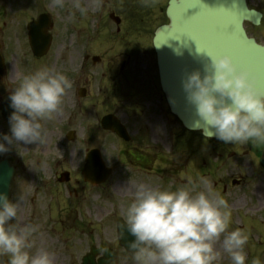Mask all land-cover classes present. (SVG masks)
Instances as JSON below:
<instances>
[{
	"label": "rangeland",
	"instance_id": "1",
	"mask_svg": "<svg viewBox=\"0 0 264 264\" xmlns=\"http://www.w3.org/2000/svg\"><path fill=\"white\" fill-rule=\"evenodd\" d=\"M108 1L99 12L95 0H80L86 13L74 7V0H67L62 8L54 6L52 0L22 2L27 24L42 14L51 18L53 42L43 62L33 60L25 46H14L9 59L17 63L19 77L17 82L10 81V88H16L23 75L46 65L63 72L72 82L75 74L77 87L87 86L88 93L79 99L73 83L64 99L63 111L55 119L42 122L47 130L44 143L15 142L10 152L0 155V160L8 159L16 169L10 199L19 204V211L13 222L37 227L30 251L45 248L55 253V264H74L80 262L91 245H103L117 252L112 264H136L133 256L118 245L115 220H124V210L137 184L176 190L185 186L183 180L188 179L198 183V188L193 183L186 186L194 194V190H202L201 178L212 184L218 181L219 189L229 178L244 176L248 179L246 188H232L226 193L213 188L228 201V230L241 228L249 236L246 264L256 258L264 264V193L249 182L252 173L244 152L248 144L256 141L242 144L204 139L198 133L179 131L181 127L167 111V115L160 114L153 99H146L148 96L139 87L144 84L140 82L141 75L135 73L132 79L130 74L136 65L137 71H144L146 65L142 61L153 59L149 41L154 27L167 21L166 0ZM110 14L120 18L119 25ZM253 31L260 42L263 36ZM84 54L100 61L93 64L89 58L86 67L79 71ZM23 58L28 69L20 68ZM145 86L150 92V86ZM106 114L116 116L134 137L131 145L149 164L147 172L124 161L123 142L101 129L99 121ZM5 122L0 116V132L9 130ZM70 131L75 134L73 141L65 138ZM143 133L145 140L140 135ZM91 149H98L105 165L113 171L100 186L83 183L80 174L84 156ZM65 171L70 173L71 183L57 184L55 174ZM222 239L216 244L222 252L221 264H231L221 248ZM3 255L9 262L10 254Z\"/></svg>",
	"mask_w": 264,
	"mask_h": 264
},
{
	"label": "clouds",
	"instance_id": "2",
	"mask_svg": "<svg viewBox=\"0 0 264 264\" xmlns=\"http://www.w3.org/2000/svg\"><path fill=\"white\" fill-rule=\"evenodd\" d=\"M64 7L65 0H52ZM103 0H95L97 9ZM74 7L87 9L80 0ZM208 61L181 80L187 102L199 120L224 143H264V91L251 70L236 62L231 54L205 53ZM73 82L49 66L23 75L8 94V132H0V155L12 150L15 142L44 143L47 130L42 122L55 119L63 111L64 99ZM193 183L194 188L196 185ZM202 190L186 186L171 190L139 183L124 210V227L134 239L128 241L136 264H221L222 252L231 264H246L248 234L241 228L229 231L231 211L228 201L214 190L212 182L200 179ZM19 204L0 191V255L10 254L8 264H55V253L39 248L35 253L32 224L14 223ZM252 264H262L259 258Z\"/></svg>",
	"mask_w": 264,
	"mask_h": 264
},
{
	"label": "water",
	"instance_id": "3",
	"mask_svg": "<svg viewBox=\"0 0 264 264\" xmlns=\"http://www.w3.org/2000/svg\"><path fill=\"white\" fill-rule=\"evenodd\" d=\"M185 7L191 8L186 15L182 14ZM166 17L168 24L158 28L153 40L161 89L171 113L185 129L199 131L205 138H215L213 131L199 120L194 107L187 102L181 80L186 73L195 69L203 74L204 64L208 61L205 53L228 52L236 62L251 70L257 87L264 91V46L248 38L243 29L244 21L257 24L260 15L248 11L245 0H171ZM49 26L50 22L44 15L28 26L30 47L37 57L44 55L50 45L51 37L46 34ZM5 107L8 106L4 105L2 114L8 117L10 113ZM101 126L128 140L124 127L112 115L103 117ZM261 164L264 167V160H261ZM110 172L102 163L98 150L87 153L82 172L84 181L92 185L103 183ZM12 175V167L2 161L0 191L9 193ZM116 222L119 245L132 254L128 241L134 237L127 232L122 219ZM99 254H102V258L95 263L94 259ZM115 258L116 253L110 249L91 247L82 264H110ZM0 264H6L3 256H0Z\"/></svg>",
	"mask_w": 264,
	"mask_h": 264
},
{
	"label": "flooded vegetation",
	"instance_id": "4",
	"mask_svg": "<svg viewBox=\"0 0 264 264\" xmlns=\"http://www.w3.org/2000/svg\"><path fill=\"white\" fill-rule=\"evenodd\" d=\"M22 2L23 0H0V112L3 108V104L5 102H8V94L13 89L10 88V84H9L10 81L17 82L16 80L19 77L18 76L19 69L17 63L12 62L9 59L11 57V54H13L15 50L14 46H28V37H27V28H26L27 13L24 15ZM246 4L249 9L256 10L261 14V20L259 25L257 26H254L248 22L244 23L245 31L255 40H257V37L254 36L252 32H254L253 30L258 31L259 34L263 36L262 41H264V0H246ZM24 57H25V53H24ZM34 60L37 62H41L43 61V58L34 59ZM141 64L146 65L145 66L146 69L144 68V71L142 72L137 71L136 67H138V65H136V67L131 71L130 78L134 79L131 76H135V73H139L141 75L140 82H144V84H139V87L142 89L143 95H145L146 97L148 96V98L146 99L149 98L150 100L153 99V103H155L154 108H157L160 114L163 112L165 115H167L165 113L167 111L168 114L170 115V118H172V115L167 108L164 95L162 94L158 85V77L156 73V66L154 60L152 59L151 62H147L146 60H144L142 61ZM21 66L22 68L23 66L27 68L26 65H24V58L20 63V68ZM145 84L150 86L151 91H153L154 93L153 95L151 94V91L150 92L147 91ZM80 88H84L85 91L84 93L86 97L88 94L87 86L81 85ZM6 123L8 122L6 121ZM140 135H142V139L145 140L146 133ZM133 141H134V137L133 139L131 137L130 141L123 143V148L121 151L123 158L125 161H128L127 163H130L131 165H134L136 167L139 166L141 168H144L141 170L147 172L149 164L147 165V162L143 159V156H141V154L137 152L136 150L137 147L131 145ZM244 152H245V156H247L246 159H248L247 160L248 167L250 168V171L253 175L252 177L253 179L249 180V182L253 186H259L261 188V192L263 190L264 193V168L260 163V160L264 159V143L255 142L253 145L248 144ZM131 157L133 159H131ZM71 181H72L71 176H68L67 182H65L64 184H69L71 183ZM214 181L215 182H213L212 185L216 190L218 188V181L216 180ZM183 182L185 183V186L189 185L188 179L184 180ZM247 184H248V179L247 178L245 179L244 176H240L236 179L229 178L228 180H226V183L222 184L221 188L219 189H223V192L226 193L228 189L231 190L232 188H246ZM196 187L198 188V183L196 184Z\"/></svg>",
	"mask_w": 264,
	"mask_h": 264
},
{
	"label": "snow or ice",
	"instance_id": "5",
	"mask_svg": "<svg viewBox=\"0 0 264 264\" xmlns=\"http://www.w3.org/2000/svg\"><path fill=\"white\" fill-rule=\"evenodd\" d=\"M188 9H191L190 7H185L182 11V14L186 15ZM201 11H205V9H202Z\"/></svg>",
	"mask_w": 264,
	"mask_h": 264
},
{
	"label": "bare ground",
	"instance_id": "6",
	"mask_svg": "<svg viewBox=\"0 0 264 264\" xmlns=\"http://www.w3.org/2000/svg\"><path fill=\"white\" fill-rule=\"evenodd\" d=\"M67 0H65V2H66ZM87 3V2H86Z\"/></svg>",
	"mask_w": 264,
	"mask_h": 264
}]
</instances>
